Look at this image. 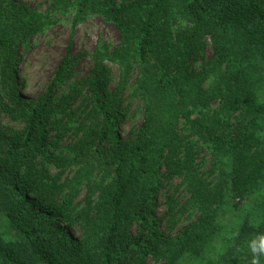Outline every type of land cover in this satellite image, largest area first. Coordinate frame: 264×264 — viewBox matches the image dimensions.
<instances>
[{
	"label": "trees",
	"instance_id": "16d2710c",
	"mask_svg": "<svg viewBox=\"0 0 264 264\" xmlns=\"http://www.w3.org/2000/svg\"><path fill=\"white\" fill-rule=\"evenodd\" d=\"M48 9L74 24L98 15L118 42L98 45L89 73L58 93L72 70L65 54L45 91L25 98L17 48L52 17L0 0V110L22 123L0 121V221L14 235L0 230V264H264V0ZM104 60L118 69L110 87ZM134 100L142 120L123 136ZM82 161L93 178L87 167L61 181Z\"/></svg>",
	"mask_w": 264,
	"mask_h": 264
},
{
	"label": "rangeland",
	"instance_id": "374dc122",
	"mask_svg": "<svg viewBox=\"0 0 264 264\" xmlns=\"http://www.w3.org/2000/svg\"><path fill=\"white\" fill-rule=\"evenodd\" d=\"M16 1L28 5L39 13H49L52 17L50 20L45 21L42 27L36 29L17 48L20 60L15 73L19 84V92L25 98H36L40 93L45 91L47 83L54 77L57 66L65 54L68 53L72 70L69 79H66L62 83L58 93H61L67 86L79 81L89 73L95 61L93 53L98 45L107 43L113 46L118 42V33L114 25L98 15H89L74 24L72 15L68 13L57 11L49 12L48 8L52 0ZM206 51L210 53L209 46H207ZM103 63L110 67L112 72L113 82L111 81L109 83L108 87H110L117 80L118 69L114 63L108 60H104ZM126 93H129V91L126 90ZM141 120L142 115L138 110V102L134 100L130 104L127 118L120 124V130L123 136L138 127ZM0 121L2 124H9L17 129L22 127L21 122L11 119L2 110H0ZM71 138L72 134L68 132L62 141L66 144ZM87 167L84 161H82V164L76 162L70 165L69 168L62 172L61 181L65 178L70 179L79 169L81 170ZM57 170L56 168H51L50 172L54 174ZM88 171L89 167L87 170H83L86 175L93 178L95 174L93 172L88 173ZM78 187V193L73 197V203H79L76 209H81L86 203L85 196L88 192L86 180L83 179ZM96 195L97 192H94L90 195V199L95 200ZM165 207L163 195L160 193L157 197V206L155 207L157 215L164 212ZM185 223H187V220H181L172 228L171 233L174 234ZM77 227V224L69 227L74 235H80ZM0 230L8 239L14 238L13 232L10 231L4 221H0ZM145 264H162V262L155 263L151 259H148Z\"/></svg>",
	"mask_w": 264,
	"mask_h": 264
},
{
	"label": "clouds",
	"instance_id": "9594fccd",
	"mask_svg": "<svg viewBox=\"0 0 264 264\" xmlns=\"http://www.w3.org/2000/svg\"><path fill=\"white\" fill-rule=\"evenodd\" d=\"M254 264H255V261H254Z\"/></svg>",
	"mask_w": 264,
	"mask_h": 264
}]
</instances>
